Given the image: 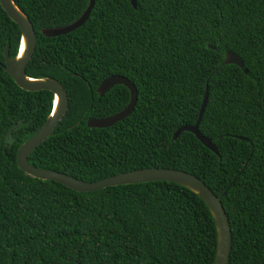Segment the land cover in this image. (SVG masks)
<instances>
[{"label":"trees","instance_id":"obj_1","mask_svg":"<svg viewBox=\"0 0 264 264\" xmlns=\"http://www.w3.org/2000/svg\"><path fill=\"white\" fill-rule=\"evenodd\" d=\"M11 1L35 35L25 77L56 81L67 98L27 163L86 183L149 168L190 174L222 205L227 264H264V0H135L134 9L129 0H94L85 22L57 37L40 31L71 24L88 0ZM18 44L19 29L0 7V264H212L213 219L185 187L154 181L77 193L18 169L17 148L53 102L4 72V49L14 58ZM226 53L245 74L221 65ZM109 76L133 85V109L109 127L87 128L127 105L120 85L95 93ZM205 89L197 130L216 155L188 132L170 141L194 124Z\"/></svg>","mask_w":264,"mask_h":264},{"label":"water","instance_id":"obj_2","mask_svg":"<svg viewBox=\"0 0 264 264\" xmlns=\"http://www.w3.org/2000/svg\"><path fill=\"white\" fill-rule=\"evenodd\" d=\"M93 3L94 0H88L84 11L71 24L53 29H43L40 31V34L44 37H57L73 31L85 22ZM129 3L134 9L135 0H129ZM0 7L19 29V44L15 57L9 58L6 48L3 51V64L1 66L4 72L12 79L14 84L19 89L25 92L32 93L37 91H48L53 95L52 109L48 117L44 120L36 132L23 142L16 150L15 162L18 169L31 178L42 181H52L77 193H88L107 187L154 181L170 182L185 187L204 202L213 219L216 232V248L212 264H227L230 252V229L227 218L219 199L194 176L177 170L149 168L118 174L93 183H86L65 174L36 169L27 163V156L52 134L57 123L62 119L67 108V98L62 86L58 82L51 79L35 80L25 77L24 69L30 60L35 47L34 31L29 21L13 5L11 0H0ZM22 41L24 42V49L20 54V45ZM207 48L213 50V47L210 45H207ZM228 64L234 65L241 69L244 74L246 73L243 69L242 61L237 55L226 53L221 65ZM116 85H120L127 90L129 96L127 105L120 112L109 117L87 120L85 122V126L87 128H106L130 114L136 101V91L133 85L125 78L120 76H109L98 84L95 89V93L98 97H100L111 87ZM205 101L206 89L204 90L194 124L191 126L178 127L172 133L170 141L176 140L181 132H188L193 135L202 146L216 155V151L210 141L201 136L197 130V126L205 106ZM4 142L10 144L11 139L7 136Z\"/></svg>","mask_w":264,"mask_h":264},{"label":"bare ground","instance_id":"obj_3","mask_svg":"<svg viewBox=\"0 0 264 264\" xmlns=\"http://www.w3.org/2000/svg\"><path fill=\"white\" fill-rule=\"evenodd\" d=\"M23 49H24V42L22 41L21 45H20V54L22 53ZM55 103H54V105H55Z\"/></svg>","mask_w":264,"mask_h":264}]
</instances>
